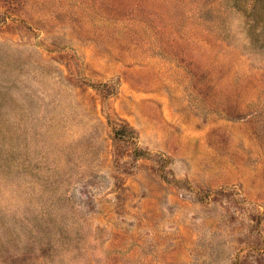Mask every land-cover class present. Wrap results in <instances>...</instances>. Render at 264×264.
Returning <instances> with one entry per match:
<instances>
[{"label":"rangeland","instance_id":"1","mask_svg":"<svg viewBox=\"0 0 264 264\" xmlns=\"http://www.w3.org/2000/svg\"><path fill=\"white\" fill-rule=\"evenodd\" d=\"M0 264H264V0H0Z\"/></svg>","mask_w":264,"mask_h":264}]
</instances>
